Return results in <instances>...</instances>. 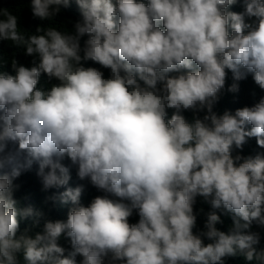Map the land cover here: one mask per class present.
<instances>
[{"label": "clouds", "instance_id": "1", "mask_svg": "<svg viewBox=\"0 0 264 264\" xmlns=\"http://www.w3.org/2000/svg\"><path fill=\"white\" fill-rule=\"evenodd\" d=\"M73 2L72 31L34 34L0 7V41L33 58L0 70V264H225L238 254L264 264L252 230L264 228V152L233 154L251 138L264 149V97L214 111L229 72L228 92L249 75L264 90V0H31L30 10L51 21ZM65 159L103 195L82 204ZM34 163L43 189L64 188L58 199L71 207L31 235L21 220L39 225L43 213L18 206L14 181ZM198 198L211 211L196 232Z\"/></svg>", "mask_w": 264, "mask_h": 264}, {"label": "trees", "instance_id": "2", "mask_svg": "<svg viewBox=\"0 0 264 264\" xmlns=\"http://www.w3.org/2000/svg\"><path fill=\"white\" fill-rule=\"evenodd\" d=\"M31 0H0V7L8 8L13 11V14L19 17V23L21 30L28 33H35V29L38 25L48 26H63L68 31H72L73 23L79 19V9L77 5L73 2L68 8H62L61 12L51 21H40L33 18L30 10ZM230 10L232 11H242V6L240 4L231 6ZM83 44V39L81 41ZM0 58L6 62L0 66V70L9 72L12 74L11 69V59L15 58L20 64L30 67L32 57H28L24 54L23 48H17L9 41H0ZM85 66L97 67L99 65L92 63L91 61L86 62ZM105 77L109 75L108 69H101ZM232 75L229 72L225 89L221 93L218 103L214 106V111L218 114H222L225 110L234 112L237 108L252 106L254 103L258 102L261 97H264V90H261L253 81L251 75L247 79L239 82V92L231 93L227 91V88L232 84ZM40 87L47 89L50 86V82L47 80V77L42 75L40 78ZM171 115V110L169 111V116ZM185 117L191 122L193 119V113L185 112ZM201 117L203 113L199 114ZM11 147V146H10ZM257 152H264V149L257 147L255 139L251 138L248 140V143L244 146L243 150L234 151V155L239 153L242 156L255 155ZM63 163L66 166L70 167L71 179L69 181L70 187H75L78 184H84L85 190L81 197V203L85 206L90 203V201L97 195H103L96 188H94L87 181H80L76 175V170L70 165V161L65 159ZM38 166L34 163L32 168L26 171H23L21 176L14 181V184H18L20 187L14 192V198L18 201L19 207L31 206L35 210L43 213V217L40 218L39 225H34L33 219L21 220V230L24 228H30L31 231L29 234L34 235L36 232L41 231L43 223L45 220H57V219H66L68 209L71 207V204H62L60 203L58 197L59 193L64 191V188H53L44 190L40 182L39 177L36 175ZM52 196H56L57 199L52 201L49 199ZM201 209L203 211L201 212ZM195 211L197 213V227L194 231L199 232L204 230V224L206 222V214L211 211L209 205L204 203L201 199L198 198L197 204L195 206ZM221 219L223 223L218 224L217 227L220 230L227 231L232 224L231 217L228 215L221 214ZM138 217L134 214L131 217V222H136ZM253 231L260 232L261 241L257 246L258 248H264V228H260L255 223L252 226ZM205 242H209L205 240ZM59 243L66 249L70 248L68 241L62 237ZM79 260V257L77 258ZM225 264H254V262H248L243 255L238 254L235 257H228L225 259Z\"/></svg>", "mask_w": 264, "mask_h": 264}]
</instances>
